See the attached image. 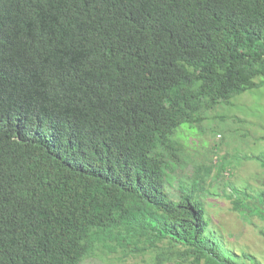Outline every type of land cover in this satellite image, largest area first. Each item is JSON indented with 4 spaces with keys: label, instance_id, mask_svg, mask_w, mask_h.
I'll use <instances>...</instances> for the list:
<instances>
[{
    "label": "trees",
    "instance_id": "16d2710c",
    "mask_svg": "<svg viewBox=\"0 0 264 264\" xmlns=\"http://www.w3.org/2000/svg\"><path fill=\"white\" fill-rule=\"evenodd\" d=\"M261 78L264 0H0V264H261L206 221L212 169L166 190L180 128ZM237 193L264 222V190Z\"/></svg>",
    "mask_w": 264,
    "mask_h": 264
},
{
    "label": "rangeland",
    "instance_id": "374dc122",
    "mask_svg": "<svg viewBox=\"0 0 264 264\" xmlns=\"http://www.w3.org/2000/svg\"><path fill=\"white\" fill-rule=\"evenodd\" d=\"M257 81L264 82V78ZM204 114L202 124H185L177 132L183 163L169 174L166 190L177 200L180 185L184 190L192 186L196 166L212 169L204 191L195 195L203 204L206 221H211L216 236L236 256L244 261L242 255L249 254L264 264V222L259 218L244 220L227 198L250 187L255 192L264 190V169L250 159L264 157V86ZM82 264L157 263L155 255L96 251Z\"/></svg>",
    "mask_w": 264,
    "mask_h": 264
}]
</instances>
